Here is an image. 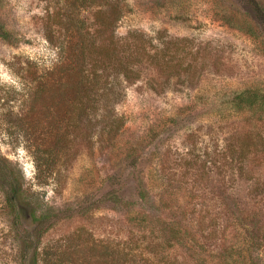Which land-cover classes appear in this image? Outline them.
<instances>
[{"label": "rangeland", "instance_id": "obj_1", "mask_svg": "<svg viewBox=\"0 0 264 264\" xmlns=\"http://www.w3.org/2000/svg\"><path fill=\"white\" fill-rule=\"evenodd\" d=\"M63 1L0 0V264H28L35 248L37 264H102L96 257L113 252L146 264H183L185 256L191 264H235L234 249L243 244L247 255V242L264 264V161L251 156L240 170L239 153L229 152L235 130L264 140V17L253 9L264 10V0H124L114 40L136 44L139 33L146 53L134 80L118 87L112 114L124 124L105 140V113H55L38 101L42 122L32 131L51 130L53 148L25 135L24 112L26 92L59 60L58 43L44 31L63 40L65 21L47 18ZM98 12H84L93 30L103 21ZM38 147L50 151V167L37 168ZM120 169L157 193L153 209L142 210L151 212L145 221L126 220L139 213L134 193L125 207L106 198ZM172 221L187 230L184 245L156 257L146 241L167 240Z\"/></svg>", "mask_w": 264, "mask_h": 264}, {"label": "trees", "instance_id": "obj_2", "mask_svg": "<svg viewBox=\"0 0 264 264\" xmlns=\"http://www.w3.org/2000/svg\"><path fill=\"white\" fill-rule=\"evenodd\" d=\"M123 2L124 0H64L61 8L58 10L54 9L52 13H48V19L56 20V22L64 20L67 27L65 26L64 31L60 33V38L63 37L61 41L59 38L56 39L57 33L55 31H51V28L45 27L46 41L50 42L53 46L54 42L58 43L59 60L47 74L41 76L33 83V87L29 92H26L27 98L31 101L29 109L24 112L29 113L25 114V120L29 126L26 132L23 131L26 136L34 137L38 135L32 131V126L34 127L38 123L40 125V122H42L34 115L38 113L34 109L38 101L40 103L51 102V105L55 107V113H86L87 116H91L87 113H105L106 117L103 114V119L100 121L105 126V140H112L120 132L124 124L123 119L112 114L116 113L114 110L117 103L116 98L118 92H120L118 87L124 81L134 80V75L137 71L133 66H138L141 62L140 59L142 60L139 57L146 54L144 50L139 53V47L136 42V39L137 41L140 39L137 38L139 37V33H135L136 37L132 38L136 44L129 42L119 43L114 40L113 29L124 14ZM91 9H98L99 12L97 14H99V19L103 20L99 22V25L94 30L92 26L87 27L86 17H84V12ZM253 9L258 19L264 17V10L261 7L254 5ZM100 31L104 32L102 36L99 34ZM135 34L132 33L131 36ZM98 37H102V40L99 41ZM152 56L149 55V58ZM154 60L155 58L152 63H154ZM249 96L252 98L254 94L251 93ZM254 100L246 103L242 102V99H238L239 103L242 102L241 104H245L251 108L257 104V99ZM89 135L87 141L91 143V132ZM53 136L54 134L51 130L39 132L38 137L34 138L33 142L35 143L39 139L41 143L45 142L44 145L49 142L54 143ZM230 137V140H233V144L230 145L229 152L232 155L239 153L238 166L240 170L242 169L243 162H248L251 156L255 157L258 162L260 158L264 161V154H261V157L257 158L259 153H264V149L261 150L260 144L264 140L260 135L254 136L248 130L243 131V129H239L232 132ZM56 146L55 143L52 144L53 148ZM38 149L35 156L37 168H40V165L47 166V164L50 167V151L46 148L38 147ZM120 175L118 177L115 175L109 177V191L106 194V198L114 206L113 208L125 207L129 202L126 193L129 196L134 193L136 197L133 196L138 204L139 213L135 217H129L126 220L130 223L138 220V218L145 221L146 217L151 215V212L146 210L145 213L142 210L145 207H151L148 206L149 202L153 203L155 201L157 193L151 195L145 181L142 179H139V181L134 180L125 169L120 171ZM19 193L20 190L16 186L11 187L10 195L13 202H16ZM160 203H163V206H168V201L162 202V198L158 204L160 205ZM151 208L153 209V207ZM165 226L168 227V229H165L169 232L167 240L152 241L151 243V241H146L145 234L141 236L142 242L146 241L147 246L154 244L152 246L153 249L149 252L159 258H170L169 252L174 247L183 246L185 235L188 233L186 229L181 228L182 223L180 222H167ZM154 239H156L155 236ZM242 241L246 243L247 239L243 238ZM246 244L248 245L247 255L243 253L245 247V245L243 247V244L240 245L238 250L234 249L236 256L235 264H247L248 261V264L261 263L259 254H255L248 242ZM37 255L36 248L28 252V264H37ZM94 256L96 257V255ZM137 257L132 256L128 252L123 255H117L113 252L106 253L104 256L98 255L96 258L102 264H146L143 259L139 258L140 262L137 261ZM194 259L192 256H185L181 262L183 264H191V261ZM47 264L50 263L48 262Z\"/></svg>", "mask_w": 264, "mask_h": 264}]
</instances>
